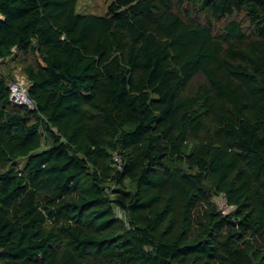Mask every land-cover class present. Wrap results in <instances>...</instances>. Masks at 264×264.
<instances>
[{
	"label": "trees",
	"instance_id": "trees-1",
	"mask_svg": "<svg viewBox=\"0 0 264 264\" xmlns=\"http://www.w3.org/2000/svg\"><path fill=\"white\" fill-rule=\"evenodd\" d=\"M78 3L0 0V264H264V0Z\"/></svg>",
	"mask_w": 264,
	"mask_h": 264
},
{
	"label": "rangeland",
	"instance_id": "rangeland-1",
	"mask_svg": "<svg viewBox=\"0 0 264 264\" xmlns=\"http://www.w3.org/2000/svg\"><path fill=\"white\" fill-rule=\"evenodd\" d=\"M112 1L113 0H79L78 12L80 14L105 15ZM13 60L8 61V63L2 67L3 71L6 74L13 73L16 79L27 80L22 73L23 66L21 65L20 59L18 58L17 60L16 58ZM214 202L219 207V210L224 214H228L234 210V207L229 206L223 196L214 198Z\"/></svg>",
	"mask_w": 264,
	"mask_h": 264
},
{
	"label": "built area",
	"instance_id": "built-area-1",
	"mask_svg": "<svg viewBox=\"0 0 264 264\" xmlns=\"http://www.w3.org/2000/svg\"><path fill=\"white\" fill-rule=\"evenodd\" d=\"M29 84L26 79H16L10 87V101L19 106H27L30 109L35 108V103L28 94ZM119 169L121 161L116 159Z\"/></svg>",
	"mask_w": 264,
	"mask_h": 264
}]
</instances>
